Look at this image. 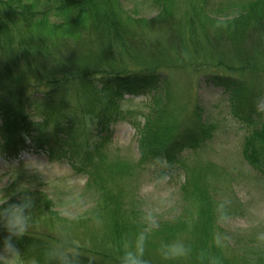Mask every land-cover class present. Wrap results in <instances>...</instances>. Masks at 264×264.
Masks as SVG:
<instances>
[{"label": "trees", "instance_id": "16d2710c", "mask_svg": "<svg viewBox=\"0 0 264 264\" xmlns=\"http://www.w3.org/2000/svg\"><path fill=\"white\" fill-rule=\"evenodd\" d=\"M119 2L0 0V116L3 120L0 146L12 152L41 149L50 159L60 158L61 150L68 146L72 148V155L68 152L67 156L71 160L97 159L99 177L95 186L99 196L96 206L83 217L66 219L55 210L50 197L35 198L36 206L31 214L36 223L17 241L18 247L24 253L36 252L40 264H50L46 250L56 243L75 252L79 264H120L122 245L138 230L148 229L144 255L150 264H264V225L242 237L226 232L220 222L231 215V207L218 205L216 188L211 178L204 175L217 166L212 167L211 162L189 164L184 157L188 150L203 149L216 131V126L206 121L200 103L195 104L190 124H185L183 119L187 107L169 108L168 93L157 101L151 118L144 124L137 117L124 116L118 103L125 92L161 93L162 87L172 82L174 74L179 72L187 78L191 73L200 75L202 81L223 87L233 98L246 99L253 85L250 86L245 76L257 77L264 73V0H190L188 20L176 22L174 29L180 35L178 51L175 52L173 45L164 48L162 54L159 44L152 48L147 42L128 41L130 37L140 36L139 33L143 39L147 37L136 25L143 20H134ZM177 3L178 0H154L160 12L148 22L156 23L159 29L175 21L181 14ZM5 28L11 33L2 34ZM62 32L66 37L60 40ZM233 42L241 49L229 48L228 44ZM87 43L101 45V53H109L114 63L127 64L128 57L141 69L128 72L117 67L116 72V67L98 60V64L90 65L89 54L79 59H65V53L83 49ZM191 48L195 51L190 58ZM136 51L140 54H135ZM29 61L36 63L32 65ZM36 68L40 74L28 80L25 77L27 71L31 72L28 69L34 74ZM2 83L9 90H4ZM80 99L83 101L75 104ZM26 103L45 110L42 121L27 120ZM77 110L84 121L73 118ZM60 113H64L63 120L58 119ZM257 114L261 116L259 109ZM90 117L100 121L99 125L120 120L133 124L139 135V161L109 160L105 154L93 155L94 146L95 154L101 146L96 143V136L88 138L90 127L81 137L84 127L90 126L86 120ZM252 119L247 120L255 123ZM52 122L56 123L54 129L50 126ZM243 155L264 175V124L247 136ZM156 162L185 172L187 178L182 189L191 208L182 207L185 210L181 209L172 218H157L159 226L151 228L147 218L153 215L139 205L137 197L126 200L124 189L135 191V176L134 179L131 176L136 175L139 167ZM71 163L78 169V165ZM227 179L223 182H228ZM17 196L16 192L10 195L12 199L8 203L19 202ZM85 215L92 217L87 220ZM99 225L101 230L97 228ZM72 232L76 234L74 240L88 234L94 241L72 243L58 239V233L70 236ZM4 235L6 231L0 229V238ZM172 240L189 244L190 255L178 260L165 259L161 247Z\"/></svg>", "mask_w": 264, "mask_h": 264}, {"label": "rangeland", "instance_id": "374dc122", "mask_svg": "<svg viewBox=\"0 0 264 264\" xmlns=\"http://www.w3.org/2000/svg\"><path fill=\"white\" fill-rule=\"evenodd\" d=\"M189 2L190 0H178L179 5L178 3L177 5L181 9V14L175 17V21L158 29L156 23L148 22V20L154 18L160 12L154 5V0H120L121 7L123 6L129 13V16H132L134 20H143L141 21L142 24L139 22L136 25L141 31L143 30L144 37L152 38L143 39V36L139 33L140 36L130 37L128 41L133 42V44L147 42L148 46L152 45V48H154L155 44H159L161 54L164 48L169 49L174 45L176 47L175 52H177L180 35L174 29L176 22L180 21L184 23V21L188 20ZM185 11H187V14L184 13ZM4 33L9 34L11 32L5 28L2 34ZM65 37L66 33L62 32L60 40ZM247 38L246 42L249 45L251 41L249 40V36ZM228 45L229 48L241 49V46L235 42ZM100 46H90L88 44L83 49L65 53L64 57L65 59L68 57L79 59L89 54L87 61L91 63L90 65H93V62L98 60L106 65L116 67V72H118V68H126L128 72L139 71L141 69L139 64L128 57L126 58L127 64L121 61L114 63L109 53H101ZM190 50L191 58L194 57L192 52L195 49L191 48ZM134 53L140 54V51ZM208 54L210 55L209 52ZM117 58L119 59L118 56ZM176 58L180 59L179 56ZM78 59L76 63H78ZM21 62L25 64L24 59ZM29 63L35 65L36 62L29 61ZM95 64H98V62ZM28 70L31 71L30 73L27 71L25 76L28 80H32L36 74H40L38 68L35 69L34 74L31 69ZM1 72L6 73L3 70ZM259 75L257 77H254L252 74L245 76V80L250 86L253 85L252 93H250L251 96L246 97L245 104L244 100L240 97L230 99V93L224 91L223 87L205 83L201 80L202 77L200 75L197 76L195 73H191L188 80L183 73L179 72L174 74L173 79L170 80L172 82L165 84L163 87L161 86V93L144 92L135 96L124 95L119 106V110L123 112L124 116L137 117L138 122L144 124L147 118H151L157 101H160L168 93L170 98L169 108L187 107L186 118L183 117V119L185 124H190V121L193 119L195 104L200 103L206 121L213 123L216 126V131L213 138L207 142L203 149L195 152L188 150L184 153V157L189 164L196 162L206 164L211 162L213 163L212 167L215 165L218 167H215L214 170L208 173L206 172L204 175L207 178H211V184L216 188L218 205L221 208L224 205L231 207L229 209L231 215L224 217L220 225L226 232L239 237H242L240 235L249 234L253 229L264 225V175L255 169L243 155L247 136L255 130H260L261 125L264 124V73ZM2 85L4 90H9L4 83ZM261 86L263 90L259 93L258 88ZM18 93L19 97H22V93L17 92L16 94ZM30 94L31 91L28 92V96ZM259 96L260 99L257 102ZM25 98H21V100ZM80 100L79 102L75 101V104L83 101V99ZM28 103H26L27 107L25 109V115L28 117L27 120L34 122L42 121L45 117V110L38 109V105H30ZM256 103H258L257 107H255L252 113L246 114ZM258 109L261 110L260 117L257 114ZM114 110L118 109L114 108ZM63 116L64 113H60L58 119L63 120ZM250 117L253 118L252 120L255 123L247 120ZM73 118H79L78 122L84 121V117L79 110L74 112ZM86 120L89 121L90 126L84 127L81 137H84L90 127V131L87 134L88 138L96 136L95 141L101 146L97 154H95L94 146L93 155L99 156L105 154V159L109 160L118 158L120 161H131L134 163L139 161V135L134 125L124 120H120L117 123L111 122L107 125H99L100 121L93 120L92 117ZM55 125L56 123L52 122L50 126L54 129ZM74 136L77 137L79 134H75ZM28 144L30 145L31 141ZM66 144L71 145L69 143ZM71 150L72 148L68 146L64 147V151L61 150L60 152L61 157L55 159H50L41 149L27 148L21 151L18 156L15 154L8 156V154L0 151V200L7 199L8 196L15 193L14 191L17 187H23L21 183H27L31 185V194L34 199L40 198L43 200L46 197H50L54 201L55 210L62 217L66 219L83 217L84 214L96 206L97 197H99L95 193V186L99 183L97 159L95 160L93 157H90V160L84 157L78 160L72 158L71 160L70 157H67L68 152L70 156L72 155ZM28 158L45 162L47 169L45 180L39 174L23 166L25 160ZM69 159L76 166L78 165V169L71 165L68 161ZM13 163H16L18 166V175L15 181L6 185L3 181L8 177L6 171L3 169H6L8 165ZM131 177L134 179L133 187L135 191L128 192L124 186V191L127 195L126 200H133L137 197L139 205L142 204L146 212H150L154 217H174L181 212L182 207L191 208V204L187 202L185 191L182 189L187 178L182 169L167 168L166 164L159 162L149 163L144 167H139L136 175H132ZM225 179L228 182H223ZM16 195H18L17 201H19L21 193L16 192ZM182 210L184 211L185 209ZM85 216L87 220L92 217V215ZM35 221L34 215L31 214L30 226L34 227ZM97 228L101 230L102 225H99ZM74 235L76 236L74 232L70 236L58 233V239L72 243H85L88 240L94 241L88 234L77 236L78 240H74ZM25 256L27 258H39L36 257L37 253L33 251L25 253Z\"/></svg>", "mask_w": 264, "mask_h": 264}, {"label": "clouds", "instance_id": "9594fccd", "mask_svg": "<svg viewBox=\"0 0 264 264\" xmlns=\"http://www.w3.org/2000/svg\"><path fill=\"white\" fill-rule=\"evenodd\" d=\"M25 168L39 174L46 179L47 169L45 162L34 158L25 160ZM8 184L15 181L18 175L16 163L10 164L6 169ZM23 187H17L14 192L21 193L19 202L8 203L7 199L0 200V229L6 231V235L0 238V264H40L35 257L27 258L25 253L18 247L17 241L22 239L28 232L31 223V212L35 208V199L31 194V185L21 183ZM151 228L159 226L158 219L154 216L147 218ZM149 240V230L142 229L134 233L133 237L122 245L120 264H150L145 258V247ZM161 254L165 259L178 260L190 255L192 249L189 244L182 240L165 242L161 247ZM46 257L50 264H79L76 253L62 243H56L48 247Z\"/></svg>", "mask_w": 264, "mask_h": 264}]
</instances>
